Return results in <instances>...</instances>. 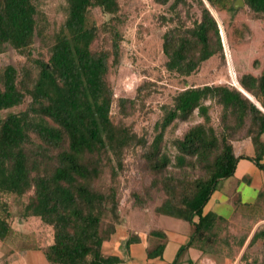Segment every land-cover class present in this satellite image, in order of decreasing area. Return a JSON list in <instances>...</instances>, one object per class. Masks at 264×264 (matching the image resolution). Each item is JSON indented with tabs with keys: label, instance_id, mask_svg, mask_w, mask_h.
Returning a JSON list of instances; mask_svg holds the SVG:
<instances>
[{
	"label": "trees",
	"instance_id": "obj_1",
	"mask_svg": "<svg viewBox=\"0 0 264 264\" xmlns=\"http://www.w3.org/2000/svg\"><path fill=\"white\" fill-rule=\"evenodd\" d=\"M193 1L200 18L186 25L180 7L186 9L188 17L191 5L187 0H153L161 6L171 2L167 21L172 26L163 34L162 44L165 69L186 77L212 56L223 55L224 42L214 12L230 51L237 45L239 49L249 44L254 47L250 68L237 80L253 101L235 86H190L174 97L158 124L160 132L148 149L153 172H162L169 162L159 155L163 131L175 121L187 120L195 111L203 119V124L186 131L175 147L179 167L186 156L195 157L204 174L190 180L165 177V199L154 210L192 228L190 242L179 249L176 259L190 247L205 253L203 247L224 222L215 214L204 215L203 208L218 183L234 172L238 158L232 142L248 138L255 149L256 165L264 169L259 164L260 136L264 134V0H242L244 8L237 10L233 8L235 0ZM92 8L109 16L104 29L111 37L110 51L93 49L100 29L88 19ZM118 12V0H67L63 29L49 48L47 60L34 61L35 5L32 0H0V50L5 45L12 47L35 62L38 70L31 80L29 72L13 66L0 72V112L18 107L29 98L23 111L0 117V195L22 197L31 192L24 213L39 223L37 247L48 264H122L118 256H105L101 251L114 231L113 225L104 222V216L117 211V191L111 185L106 191L96 187L105 157L111 156L119 165L124 151L144 144L130 129L111 119L113 94L106 75L110 58L114 63L119 58L122 37L117 28ZM247 14L260 32L245 19ZM207 101L222 110L224 122L219 132L209 125ZM43 157L51 162L47 170L39 167ZM110 171L114 181L116 171ZM45 230L51 231V240L43 245ZM11 233L10 214L2 206L0 241ZM148 235L160 242L147 249V258L160 257L165 235L159 230H151ZM257 241L264 246V224L254 232L248 246ZM137 243L140 238L132 234L126 247Z\"/></svg>",
	"mask_w": 264,
	"mask_h": 264
},
{
	"label": "rangeland",
	"instance_id": "obj_2",
	"mask_svg": "<svg viewBox=\"0 0 264 264\" xmlns=\"http://www.w3.org/2000/svg\"><path fill=\"white\" fill-rule=\"evenodd\" d=\"M32 2L36 8V33L31 57L34 61L47 60L49 48L63 29L67 0ZM187 2L191 5L188 17L186 9L180 7L181 17L186 25L190 24V20L200 18V11L194 1ZM118 4L117 28L122 37L119 58L116 63L110 58L106 75V82L113 94L111 119L114 124L130 129L144 144L124 151L119 165L111 156L110 159L104 158V171L101 179L96 182V187L106 191L110 185L114 186L119 199L117 211L114 214L107 212L104 216V222L114 227L113 234L102 244L101 251L105 256H110L105 253L127 251L125 243L132 234L142 236L143 240L151 238L149 232L158 226L154 216L159 215L154 210L165 199L162 189L165 177L190 180L204 174L200 160L197 161L195 157L186 156L181 167L176 160L179 153L175 142L191 127L203 124V119L197 111L187 120L175 121L163 131L159 155L169 160L163 171L153 172L150 166L148 149L160 132L158 124L166 109L172 105L174 97L190 86L213 84L234 87L232 72L238 80L241 74L250 68L249 63L254 52L252 44L243 49H239L237 45L230 51L225 43L223 55L218 53L212 56L189 76L168 72L164 67L166 57L162 44L163 34L172 26L170 21H167L171 16V2L161 6L153 0H118ZM240 8L244 6L237 9ZM213 15L225 40L223 26L218 16L214 13ZM250 16L247 14L245 19L260 32L258 24L251 21ZM88 19L100 29L93 49L110 51L111 37L104 29L109 16L99 8H92L89 10ZM6 66H13L20 72H29L30 80L34 79L38 72L35 62L28 61L8 45L0 50V72ZM26 81L29 80L25 79L24 82ZM28 102L29 98L26 97L22 105L0 112V117L23 111ZM206 104H210L209 125L217 132L221 131L224 122L221 108L214 102L207 101ZM32 139L34 144H39L38 140ZM39 162L41 169L47 170L51 167V162L46 157L39 159ZM110 170L116 171L114 181L111 179ZM30 196L31 192L22 197L0 195V208L3 206L9 212L12 228V233L4 241H0V264H47L43 254L39 252L41 248L37 247L39 223L24 213ZM263 224L253 228L250 224L220 223L211 242L203 247L206 257L215 264H246L252 261L264 264V246L261 241L248 246L254 232ZM43 235L42 243L45 245L51 240V231L45 230Z\"/></svg>",
	"mask_w": 264,
	"mask_h": 264
},
{
	"label": "crops",
	"instance_id": "obj_3",
	"mask_svg": "<svg viewBox=\"0 0 264 264\" xmlns=\"http://www.w3.org/2000/svg\"><path fill=\"white\" fill-rule=\"evenodd\" d=\"M260 142L262 153L259 164L264 166V134L260 136ZM232 146L238 158L234 172L231 177L218 183L203 208V214H215L228 224H250L256 228L264 223V169L256 165L255 149L248 138L235 140ZM154 218L158 226L152 230H159L165 235L160 257L147 258V249L150 250L159 240L155 237L143 240L142 236H139L140 243L130 245L127 251L105 254L118 256L122 264H215L194 247L184 250L176 259L179 249L190 242L191 226L182 220L162 215Z\"/></svg>",
	"mask_w": 264,
	"mask_h": 264
},
{
	"label": "bare ground",
	"instance_id": "obj_4",
	"mask_svg": "<svg viewBox=\"0 0 264 264\" xmlns=\"http://www.w3.org/2000/svg\"><path fill=\"white\" fill-rule=\"evenodd\" d=\"M213 13H214V12H213ZM214 14H215V13H214ZM223 42H224V47H226V44H225L226 42H225V40H223ZM227 58L230 60V56H229V55H227ZM229 73H230V72H229ZM232 74H233V79H234V81H233L234 84H233V85H234L235 87H237L239 90H241V91L244 93L245 96H247L249 99L253 100V98H252L248 93H246L244 90L241 89V87L239 86L237 80L235 79V76H234V73H233V72H232ZM232 74H231V75H232ZM231 79H232V78H231Z\"/></svg>",
	"mask_w": 264,
	"mask_h": 264
},
{
	"label": "water",
	"instance_id": "obj_5",
	"mask_svg": "<svg viewBox=\"0 0 264 264\" xmlns=\"http://www.w3.org/2000/svg\"><path fill=\"white\" fill-rule=\"evenodd\" d=\"M243 6H244V4H243L242 0H237L234 4V9H237V8L243 7Z\"/></svg>",
	"mask_w": 264,
	"mask_h": 264
}]
</instances>
